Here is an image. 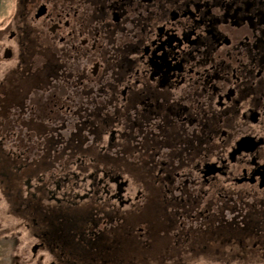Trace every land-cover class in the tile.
I'll use <instances>...</instances> for the list:
<instances>
[{
	"label": "flooded vegetation",
	"instance_id": "1",
	"mask_svg": "<svg viewBox=\"0 0 264 264\" xmlns=\"http://www.w3.org/2000/svg\"><path fill=\"white\" fill-rule=\"evenodd\" d=\"M10 17L11 264H264V0H14Z\"/></svg>",
	"mask_w": 264,
	"mask_h": 264
},
{
	"label": "rangeland",
	"instance_id": "2",
	"mask_svg": "<svg viewBox=\"0 0 264 264\" xmlns=\"http://www.w3.org/2000/svg\"><path fill=\"white\" fill-rule=\"evenodd\" d=\"M14 8V0H0V25H6L10 23L12 25H18V20L10 17ZM10 17V18H9ZM0 233V237H1ZM14 240L4 241L0 238V264H11V257L13 255ZM239 260H235L233 264H240Z\"/></svg>",
	"mask_w": 264,
	"mask_h": 264
}]
</instances>
